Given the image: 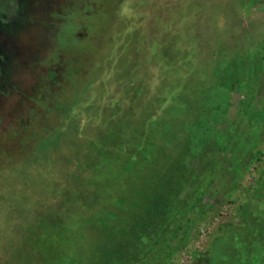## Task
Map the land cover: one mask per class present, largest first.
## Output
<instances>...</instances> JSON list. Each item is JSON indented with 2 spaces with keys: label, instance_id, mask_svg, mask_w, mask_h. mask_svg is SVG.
<instances>
[{
  "label": "rangeland",
  "instance_id": "obj_1",
  "mask_svg": "<svg viewBox=\"0 0 264 264\" xmlns=\"http://www.w3.org/2000/svg\"><path fill=\"white\" fill-rule=\"evenodd\" d=\"M0 264H264V0H0Z\"/></svg>",
  "mask_w": 264,
  "mask_h": 264
},
{
  "label": "trees",
  "instance_id": "obj_2",
  "mask_svg": "<svg viewBox=\"0 0 264 264\" xmlns=\"http://www.w3.org/2000/svg\"><path fill=\"white\" fill-rule=\"evenodd\" d=\"M225 61H228V59H225ZM196 94L198 95V93H196ZM203 95H204L205 98H209V97L211 98V96L208 94V92H204Z\"/></svg>",
  "mask_w": 264,
  "mask_h": 264
}]
</instances>
